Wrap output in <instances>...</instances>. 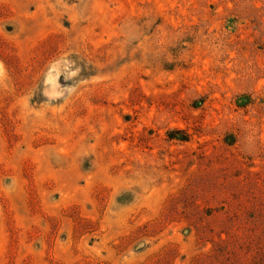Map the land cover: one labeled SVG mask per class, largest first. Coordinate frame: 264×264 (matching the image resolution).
Here are the masks:
<instances>
[{
	"label": "rangeland",
	"instance_id": "rangeland-1",
	"mask_svg": "<svg viewBox=\"0 0 264 264\" xmlns=\"http://www.w3.org/2000/svg\"><path fill=\"white\" fill-rule=\"evenodd\" d=\"M0 264H264V0H0Z\"/></svg>",
	"mask_w": 264,
	"mask_h": 264
},
{
	"label": "trees",
	"instance_id": "trees-1",
	"mask_svg": "<svg viewBox=\"0 0 264 264\" xmlns=\"http://www.w3.org/2000/svg\"><path fill=\"white\" fill-rule=\"evenodd\" d=\"M183 141H186V139H182Z\"/></svg>",
	"mask_w": 264,
	"mask_h": 264
}]
</instances>
